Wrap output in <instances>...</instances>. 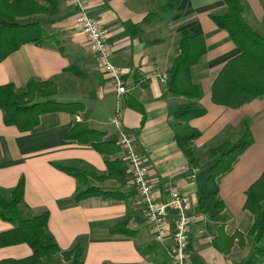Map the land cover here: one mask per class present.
<instances>
[{"label": "crops", "instance_id": "crops-1", "mask_svg": "<svg viewBox=\"0 0 264 264\" xmlns=\"http://www.w3.org/2000/svg\"><path fill=\"white\" fill-rule=\"evenodd\" d=\"M83 1L87 14L107 30L111 61L122 70L127 92L119 102L110 77L103 72L75 27L74 11L68 0H54L50 13L29 18L28 21L41 23L46 43L24 45L2 61L0 86L12 84L19 91L30 80L52 81L57 89L53 99L83 104L88 111L90 129L116 136L114 124L117 123L130 134L146 159L148 179L157 199L162 201L169 188L177 189L188 199V213L195 216V221L188 236L186 264L241 262L250 252L246 234L253 224V216L244 209L246 192L264 174V96L237 109L212 101L211 88L221 69L240 54L227 32L211 19L212 15L225 11L223 0H179L169 16L159 11L167 0L163 4L161 0ZM240 2L245 21L264 38V0ZM154 12L160 17L144 23V18ZM182 31L202 35L206 46L200 62L191 68V80L201 90L196 104L205 110L203 116L188 122L189 127L199 132L192 143L198 160L196 168L188 165L177 146L170 117V111L189 101L165 94L164 78L178 55L177 43ZM80 121V115L45 114L40 116L36 128L22 133L14 126L4 125L0 111L3 196L8 198L23 178L24 197L19 214L28 218L29 213L48 212L47 231L59 249L69 251L76 242H81L83 264H174L171 255L175 216L168 212L163 239L156 241L146 224L139 195L131 193V178L122 186L116 176L96 183L104 191L124 194L121 201L99 197L75 200L80 182L54 165H78L87 172H106L103 156L88 146L64 139L74 123ZM244 124L250 129L252 143L232 169L216 180L217 197L224 209L221 220L215 222L197 208L193 175L213 161L210 149L235 143L241 137ZM137 129L139 132H135ZM117 158L122 156H110L108 160ZM127 172L130 173L129 169ZM220 226L227 236L240 234L245 240L244 246L239 247L235 240L228 254L218 252L212 240ZM116 227L125 228L131 234L112 233L111 229ZM13 228L0 219V234ZM31 255L27 244L0 248V261ZM46 261L64 264L59 256ZM260 264H264V259Z\"/></svg>", "mask_w": 264, "mask_h": 264}, {"label": "trees", "instance_id": "trees-1", "mask_svg": "<svg viewBox=\"0 0 264 264\" xmlns=\"http://www.w3.org/2000/svg\"><path fill=\"white\" fill-rule=\"evenodd\" d=\"M223 2L225 11L222 14L212 15L211 19L219 29L227 32L240 54L221 69L212 85L211 96L215 104L237 109L264 96V38L245 21L240 0H223ZM178 3L179 0H167L159 11L169 16ZM54 4V0H0V63L24 45L42 46L46 43L47 36L41 23L28 20L36 15L50 13ZM159 17L157 12L149 13L143 21L147 23ZM22 19L27 21H21ZM177 51L178 55L166 73L165 94L189 101L170 111V117L177 146L188 165L196 168L198 160L194 156L192 143L199 137V132L189 127L188 122L205 113V110L196 104L201 97V90L191 80V68L197 65L206 53L202 35H192L182 31L177 43ZM56 93L57 89L52 81L30 80L24 90L20 91L12 84L0 86V111L4 125L14 126L19 132L24 133L36 128L42 115L56 112L78 115L84 112L85 106L79 102L63 103L54 100L53 96ZM87 119L86 116L82 122H75L64 139L88 146L105 158L107 174L105 177H96L98 181L113 179L116 176L120 186L125 185L128 179H132L131 174L127 172L128 167L125 162L120 159L108 160V157L121 152L116 143V136L90 129ZM251 143L250 129L244 124L241 137L234 144L226 143L209 150L213 161L196 174L197 208L212 221H220L224 209L223 203L217 197L216 180L232 169ZM54 166L80 182L82 175L80 169L74 168L73 165ZM131 193H136L134 187ZM23 197V178L9 192L8 198L3 196V191L0 189V219L14 226L12 230L0 234V248L27 244L32 250V255L20 260H2L0 264H50L46 260L52 256H61L68 264H83L84 250L81 242H76L69 251L59 249L54 238L47 231L48 212L28 218L18 216L19 207L23 205ZM90 197L121 201L124 199V194L90 187L84 191L78 188L74 196L76 201ZM244 209L253 216V224L246 234V237L252 239V246L248 256L238 264H260L264 259V247L260 246V243L264 242V174L247 190ZM111 231L131 234L125 228L116 227ZM217 232L212 245L218 252L228 254L235 240L239 247L244 246L245 240L240 234L227 236L221 226ZM223 244H226L224 248L221 247Z\"/></svg>", "mask_w": 264, "mask_h": 264}, {"label": "built area", "instance_id": "built-area-1", "mask_svg": "<svg viewBox=\"0 0 264 264\" xmlns=\"http://www.w3.org/2000/svg\"><path fill=\"white\" fill-rule=\"evenodd\" d=\"M68 1L74 11L75 27L84 37L103 72L110 77L116 100L119 102L127 90L122 80V70L111 61V50L106 41L107 30L87 14V7L83 0ZM114 125L117 143L132 176L133 187L141 200L142 211L150 233L156 241L161 242L166 229L168 212H173L175 227L174 248L171 257L174 264H186L188 236L195 221V216L188 213V199L177 189L169 188L167 196L162 201L158 200L148 179L146 159L134 145L133 139L117 123ZM194 177L195 175H193Z\"/></svg>", "mask_w": 264, "mask_h": 264}, {"label": "rangeland", "instance_id": "rangeland-1", "mask_svg": "<svg viewBox=\"0 0 264 264\" xmlns=\"http://www.w3.org/2000/svg\"><path fill=\"white\" fill-rule=\"evenodd\" d=\"M161 2V4H163L162 2H163V0H161L160 1ZM84 38V37H83ZM91 52V51H90ZM92 53V52H91ZM93 54V53H92ZM94 55V54H93ZM95 56V55H94ZM96 58V57H95ZM97 60V59H96ZM98 62V61H97ZM21 90H24V89H21ZM20 91V90H19ZM175 110V109H174ZM88 111H87V109L85 108V110H84V112H80L78 115H80L81 116V121L80 122H82L83 120H84V117H88ZM116 139H117V137H116ZM117 141V140H116ZM117 143V142H116ZM234 144V143H233ZM230 145H232V144H230ZM117 146H118V143H117ZM115 156H122V154H121V152L120 153H118V154H116ZM196 158V157H195ZM213 158V157H212ZM118 159V158H117ZM122 158H120V160H121ZM125 162V161H124ZM127 165V164H126ZM74 166V168H77V169H80V171H81V180H80V186H79V188H80V190L81 191H84V190H86V189H88V188H90V187H96V183H102V182H105V181H108V180H112V179H106V180H103V181H98L97 179H96V177H105L106 176V172L105 173H102V174H97V173H93V172H87V171H85V170H83L82 168H80L78 165H73ZM128 167V166H127ZM117 178V177H116ZM113 179H115V177L113 178ZM99 188V187H98ZM101 189V188H100ZM102 190V189H101ZM18 216H20L21 218H22V216L18 213ZM26 216L27 217H32V216H35V215H33V213H29L28 215L26 214ZM25 216V217H26ZM24 217V216H23ZM248 246H249V248H250V250H251V246H252V239H249V241H248ZM260 246L261 247H264V242H261L260 243ZM248 248V249H249ZM60 257V260H62L63 261V259H62V257L61 256H59ZM242 261V260H241ZM64 262V261H63ZM64 264H68V263H66V262H64ZM238 264V263H237Z\"/></svg>", "mask_w": 264, "mask_h": 264}]
</instances>
